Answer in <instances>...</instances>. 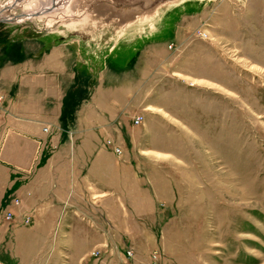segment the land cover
Returning <instances> with one entry per match:
<instances>
[{
  "label": "rangeland",
  "instance_id": "rangeland-1",
  "mask_svg": "<svg viewBox=\"0 0 264 264\" xmlns=\"http://www.w3.org/2000/svg\"><path fill=\"white\" fill-rule=\"evenodd\" d=\"M43 1L0 0V8L21 14ZM42 19L0 23V49L74 39L94 89L105 82L102 95L120 106L123 131L106 147L135 157L142 185L168 179L174 189L160 188L171 195L143 217L121 209L124 224L61 231L49 245L23 235L14 264H151L153 252L161 264H264V0H182L117 38ZM6 211L0 218L13 222Z\"/></svg>",
  "mask_w": 264,
  "mask_h": 264
},
{
  "label": "crops",
  "instance_id": "crops-1",
  "mask_svg": "<svg viewBox=\"0 0 264 264\" xmlns=\"http://www.w3.org/2000/svg\"><path fill=\"white\" fill-rule=\"evenodd\" d=\"M62 41L27 38L12 54L16 41L0 49V62L8 58L0 63V217L4 210L15 215L11 223L0 218V264L16 263L23 235L31 245H49L61 231L124 224L121 209L130 206L143 217L171 195L160 188L174 189L168 179L162 187L142 185L147 176L131 164L135 157L121 160L106 147L112 131L121 125L123 131L120 106L108 91L102 95L105 82L94 89L78 50ZM13 197L20 199L17 206ZM82 241L84 248L91 243Z\"/></svg>",
  "mask_w": 264,
  "mask_h": 264
},
{
  "label": "water",
  "instance_id": "water-1",
  "mask_svg": "<svg viewBox=\"0 0 264 264\" xmlns=\"http://www.w3.org/2000/svg\"><path fill=\"white\" fill-rule=\"evenodd\" d=\"M68 9L57 13V18L73 24H88L91 36H101L106 31L111 37L135 25H149L163 9L182 0H60ZM21 14L0 16V23L15 22ZM98 34V35H97Z\"/></svg>",
  "mask_w": 264,
  "mask_h": 264
},
{
  "label": "bare ground",
  "instance_id": "bare-ground-1",
  "mask_svg": "<svg viewBox=\"0 0 264 264\" xmlns=\"http://www.w3.org/2000/svg\"><path fill=\"white\" fill-rule=\"evenodd\" d=\"M15 2L20 1V0H14ZM43 5H41V8L38 10H27L26 12L21 13V17L17 20V21H21L23 19L26 18H40V20L43 18L44 20H46V23L49 25H53V23H55L57 18V13L62 12V11H66L68 9V4H61L60 0H46L45 2H42ZM13 15H17V14H8L7 12H4L1 8H0V16H8L11 17ZM42 19V20H43ZM63 21H65L63 19ZM68 25H72L71 23H67ZM61 36V35H59ZM63 41H66V39H64ZM74 39L72 41L67 40L66 43H73Z\"/></svg>",
  "mask_w": 264,
  "mask_h": 264
},
{
  "label": "built area",
  "instance_id": "built-area-1",
  "mask_svg": "<svg viewBox=\"0 0 264 264\" xmlns=\"http://www.w3.org/2000/svg\"><path fill=\"white\" fill-rule=\"evenodd\" d=\"M3 101H4V99H3V95H0V107H1V105L3 104ZM140 120H141V116H138V117L136 118V123L140 122ZM115 151H116L118 154L121 153L120 148H118V147L115 149ZM11 203H12L14 206H17V205L20 203V199L17 198V197H13ZM14 217H15V215H14V213L11 212V211H6L5 214H4V219L7 220V221H8V220H12ZM24 221H25V222H28V221H29V218H28V217H27V218H24ZM132 254H133V250H131V249H127V255H128V256H132ZM161 263H162V262H161V256H160L159 252H153V253L151 254V264H161Z\"/></svg>",
  "mask_w": 264,
  "mask_h": 264
}]
</instances>
